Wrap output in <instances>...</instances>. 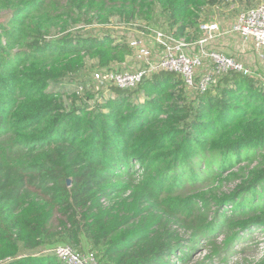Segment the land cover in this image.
<instances>
[{"label":"trees","instance_id":"1","mask_svg":"<svg viewBox=\"0 0 264 264\" xmlns=\"http://www.w3.org/2000/svg\"><path fill=\"white\" fill-rule=\"evenodd\" d=\"M224 1L0 0V264H65L34 253L56 243L95 251L99 264H211L264 237L260 79L234 71L199 93L159 71L98 98L85 80L60 84L90 61L111 68L134 55L126 36L76 33L71 21L160 12L192 41L202 12ZM201 242L214 255L194 260Z\"/></svg>","mask_w":264,"mask_h":264},{"label":"built area","instance_id":"2","mask_svg":"<svg viewBox=\"0 0 264 264\" xmlns=\"http://www.w3.org/2000/svg\"><path fill=\"white\" fill-rule=\"evenodd\" d=\"M200 30L203 32L201 38L188 41L185 37L176 38L164 29H155L154 48L141 38H133L129 40L130 46L134 54L146 62V66L137 70L100 68L94 72L93 78L102 87L113 85L134 89L152 73L168 71L180 75L187 90L203 93L227 73L253 74L243 61L210 47V42L222 32L219 22H202ZM231 32L237 33L244 43L251 41L259 54L264 56V0L241 11ZM55 254L65 264H99L95 251H79L68 244H59Z\"/></svg>","mask_w":264,"mask_h":264},{"label":"rangeland","instance_id":"3","mask_svg":"<svg viewBox=\"0 0 264 264\" xmlns=\"http://www.w3.org/2000/svg\"><path fill=\"white\" fill-rule=\"evenodd\" d=\"M263 0H225L222 4L214 6L212 8H206L202 12V17H204V22H213L217 21L220 23L222 28L221 36L217 38L218 42L214 44V42L210 43V47L213 48H223L219 49L223 52H228L227 54L233 55L237 59L244 62V64L249 67L255 78H258L264 84V56H261L259 52L256 50L254 44L247 42V51H237L240 44H244L242 39L237 33H232L231 29L233 27L234 21L237 16L241 13V11L248 9L250 7L256 6ZM71 23L76 26L73 28V31L78 32H89L96 35H101L103 33H112L115 36H126L128 40L133 38H141L143 39L147 45L154 48L156 47L154 32L155 29H164L168 31V23L165 18L161 15L160 12H156L155 17L152 21H127L125 18H120L119 16H113L110 18L108 22H100L98 20L94 21V23H87L85 20L82 21H71ZM65 29H62L61 26H56L52 29L51 34L54 36H60L65 34ZM238 38L241 39V43H238ZM234 39V41H232ZM215 40V39H214ZM236 41V42H235ZM220 42V43H219ZM233 42H235L233 45ZM222 43V44H221ZM238 47V48H237ZM237 49V50H236ZM155 51V50H154ZM146 62L136 56H130L124 64L115 63L112 65V68L117 70H137L140 67H145ZM97 70L96 64L93 61L89 62L88 70L84 72L81 76L75 77L74 79L68 78L64 80L60 84H66L65 90L77 91L79 89L76 82L77 80H85V84L89 86L92 90L97 92V98L100 96L101 91H104L105 94L108 93L109 88L111 86L105 85L104 87L100 86V84L96 83L93 80V73ZM78 83V84H77ZM81 85H79L80 87ZM83 93V91H81ZM189 95L192 97L191 92ZM67 104L71 103V98L66 96ZM235 186L234 182L228 183L223 186L222 191L229 193L230 190ZM257 240L254 241L252 238L243 240L239 242L235 246H233L231 251L223 252L220 255L215 256L212 252V247L207 242H201L202 244V252H198L194 256V260L202 259L205 254L212 253L214 257L211 259V264H256L264 257V237L261 235V232H257ZM255 239V238H254ZM85 240V239H84ZM86 241V240H85ZM224 241L223 236H219L218 243H222ZM256 243H259L256 247ZM242 244H245V250H242ZM58 246V243L52 245H46L40 249L34 251V253L39 254H53L55 253V248ZM86 250H89V247H84ZM228 255V256H227ZM227 259V261H224ZM176 259H172L175 261Z\"/></svg>","mask_w":264,"mask_h":264},{"label":"crops","instance_id":"4","mask_svg":"<svg viewBox=\"0 0 264 264\" xmlns=\"http://www.w3.org/2000/svg\"><path fill=\"white\" fill-rule=\"evenodd\" d=\"M234 22H235V21H234ZM221 35H222V34H219V35L215 38V40H213V41H211V42H214V44L217 43V42H218L217 38H219ZM232 41H234V39H232ZM211 42H210V43H211ZM235 42H236V41H235ZM235 42H233V45H235V44H234ZM219 43H220V42H219ZM238 43H239V44L241 43V39H240V38H238ZM243 43H244V42H243ZM248 43H251V41H249ZM221 44H222V43H221ZM238 47H239V48H238ZM238 47H237V48L240 49V50H237V49H236V50L241 52V51H243V50H244V51H247V47H248V46H247V43H244V44H240ZM212 48H213V47H212ZM215 49H218V48H215ZM219 49H223V48H219ZM219 49H218V50H219ZM226 53H228V52H226ZM123 64H124V63H123Z\"/></svg>","mask_w":264,"mask_h":264},{"label":"water","instance_id":"5","mask_svg":"<svg viewBox=\"0 0 264 264\" xmlns=\"http://www.w3.org/2000/svg\"><path fill=\"white\" fill-rule=\"evenodd\" d=\"M69 183H70V180H69Z\"/></svg>","mask_w":264,"mask_h":264}]
</instances>
